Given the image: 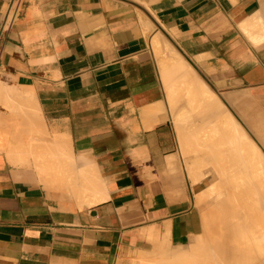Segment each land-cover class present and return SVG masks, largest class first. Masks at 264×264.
<instances>
[{"label":"crops","instance_id":"0c3cea01","mask_svg":"<svg viewBox=\"0 0 264 264\" xmlns=\"http://www.w3.org/2000/svg\"><path fill=\"white\" fill-rule=\"evenodd\" d=\"M14 1L0 0V264H117L204 240L184 147L209 141L180 138L172 74L185 61L215 117L264 146V0H17L9 23Z\"/></svg>","mask_w":264,"mask_h":264},{"label":"bare ground","instance_id":"6f19581e","mask_svg":"<svg viewBox=\"0 0 264 264\" xmlns=\"http://www.w3.org/2000/svg\"><path fill=\"white\" fill-rule=\"evenodd\" d=\"M180 60V65L174 66L177 74L172 72V75L173 77L176 76V79L179 78L177 80H180L181 83H178L175 79L173 80L182 85L183 94L187 98V103L191 105V111H197L196 113L198 114L204 110L203 112L212 118L210 123L206 122L208 123L206 125L208 126V131L215 132L213 138H207L211 146L209 149L210 154L212 152V155L209 154V157L206 158L210 163L206 166L209 165L212 169L208 166L211 172H205L207 173L205 176L212 178L214 184L207 186L205 197L209 199L208 202L210 201L214 204L212 210L214 209L215 211V225L217 230L209 236L211 239L210 245L203 243V246H201L202 244L198 246L196 240L195 243L197 245L195 243H192V245L195 244L193 246L188 245L191 251L189 253L185 251L187 250L186 246H177L175 250L170 248L168 250L163 245V247L159 245L161 251L158 249V252L162 256L158 258L159 254L156 253L157 258L156 256H153V258L158 259L157 261L146 260V258V262H143L145 264H264V252L261 253L264 250V161H262V157L259 154L257 155L255 154L256 152H253L254 149L251 145L252 151L247 146L249 145L247 138L244 137L243 131L238 129V125L236 128L235 122L230 116L228 119L223 114L222 116L220 114V116L215 117L214 107L220 106V102L216 100L217 98H214V94L205 86L202 79H195V75H193V71L191 70L192 68L184 64L185 61ZM171 64L172 70L174 67L173 63ZM174 65H177L175 61ZM187 72H190L192 76L188 75ZM177 83L175 84L176 86L178 85ZM14 104H16V100ZM203 112L202 114H204ZM32 115L34 116V113ZM189 121H192V119ZM206 126L204 127V131L206 130ZM204 136L206 137V135ZM189 172V174L193 173L191 170ZM194 172L196 173V171ZM202 176L205 177L204 175L197 177L200 178ZM193 177L196 179V174H193ZM88 189L89 187L86 190ZM211 222L213 221L211 220ZM255 231L258 232V235L256 233L254 235L253 232ZM163 243L165 246L168 245L165 241ZM260 246H262V249H260ZM258 247L260 248L258 249ZM140 258L138 259L141 260Z\"/></svg>","mask_w":264,"mask_h":264},{"label":"rangeland","instance_id":"374dc122","mask_svg":"<svg viewBox=\"0 0 264 264\" xmlns=\"http://www.w3.org/2000/svg\"><path fill=\"white\" fill-rule=\"evenodd\" d=\"M187 74L188 75H190V76H192L191 75V73L190 72H187ZM193 75H194V73H193ZM197 77L195 76V79H196ZM181 88H182V85L181 84H179V88H178V91L176 92L177 94H178V92H179V94H180V97L179 98H175L176 100H180V104H181V111H183V112H180V114H176L175 115V123H176V126H177V129H178V132H179V135H180V138H183V139H187V138H195L197 141L199 140V139H210V138H213V136L215 135L214 133L215 132H209L208 131V126H206L208 123H210V121H212V118L211 117H209L208 115H207V113L205 114L203 111V113L204 114H202V112H199L198 114L196 113L197 111H191L190 109H191V105H190V103H187L188 101H186L187 100V98L184 96V94H183V90H181ZM181 93H182V95H181ZM183 97H185V98H183ZM182 98V99H181ZM214 98H217V96L214 94ZM216 100H218V98L216 99ZM170 103V106H172V104H173V102L172 101H170L169 102ZM182 106H185L186 108H184V107H182ZM190 110V111H189ZM187 111H189V112H187ZM200 111V110H199ZM193 112V113H192ZM191 113V114H190ZM224 116H227V117H225L226 119H228V117L230 116L233 120H234V122H235V125H236V128H237V125H238V129H241V130H239V131H241L242 133H244L243 135H244V137H246L247 138V140H248V144L249 145H247V146H249V148L251 149V151L253 150V152L255 153V154H259L262 158V161H264V146L263 145H261L260 144V142H259V140L257 139V137L254 135V133L252 132V130H250V129H247V128H245V127H243V125L242 124H239V123H237V121L234 119V117L233 116H231V114H229V113H227L226 115H224ZM190 119H192V121H189ZM185 120V121H184ZM181 121H183V122H181ZM186 122V123H185ZM206 122H208V123H206ZM204 123V124H203ZM201 125H203L202 127H201ZM190 126V127H189ZM206 126V130L204 131V127ZM193 128V129H192ZM194 130V131H193ZM191 132V133H190ZM196 132V133H195ZM207 132V133H206ZM204 135H206V137L204 136ZM245 138V139H246ZM201 143H203V142H201ZM246 143H247V141H246ZM250 145L252 146V148L250 147ZM208 146V147H207ZM204 147H206V149H204ZM210 145H196V146H193V147H184L185 148V153H184V155H185V157H191V160H190V164L193 166V168H195V171H196V175L198 176H201V175H204L205 176V174H207V173H205V172H208V173H210L211 172V166H206L207 164H210L207 160L208 159H206V158H208L209 157V154H210ZM191 148V149H190ZM195 148V149H194ZM208 148V149H207ZM210 155H212V152H211V154ZM205 160H206V162H205ZM204 165V166H203ZM199 168H201V169H199ZM208 169V170H207ZM199 173V174H198ZM201 173V174H200ZM203 178V176L199 179V183H197V184H199L200 185V187H202V188H204V190H203V192H202V194H201V196L199 195V198L201 199V200H203V201H205V204H204V207L205 208H203L204 210H202L201 211V213L202 214H204L205 213V215H206V211H208V217H209V219L207 220V222H208V224L205 226V224H204V222H203V224H204V229H205V231H204V234L206 235L208 232V234L206 235V237L204 238V240H201L200 242H198L199 240H197V243H198V246L199 245H201V246H203V243H205L206 245H210L211 244V239L209 238V236L211 235V234H214L215 233V231L217 230L216 229V225H215V215H214V213H215V211H214V209L212 210V208L214 207V204H212L210 201L208 202V200L209 199H207L206 197H205V191H206V185H205V183H204V180L202 179ZM207 183H208V185L210 186L211 184H214V180L212 179V178H210L209 176H208V179H207ZM199 199V200H200ZM202 201V202H203ZM211 203V204H210ZM211 209V210H210ZM211 220L213 221V222H211ZM210 221V222H209ZM210 223V224H209ZM210 226V227H209ZM261 228V227H260ZM208 230H210V231H208ZM258 230H260V229H258ZM254 233V235H255V233H256V235H258V232L257 231H255V232H253ZM252 233V234H253ZM204 236V235H203ZM201 237H199L198 239H200ZM200 243V244H199ZM213 243V242H212ZM196 244V243H195ZM195 244H193V245H195ZM164 246L165 247V249H168V250H170V249H173V250H175L176 248H170L168 245H166L165 246V244L163 243V244H161L160 245V247L161 246ZM192 245V244H191ZM192 245V246H193ZM197 245V244H196ZM162 246V247H163ZM261 247V248H260ZM260 247H258V249L260 248V249H262V246H260ZM170 248V249H169ZM158 249L159 248H157V249H154L153 251H148V252H133V253H131V254H129V255H126V256H122V257H120V259H119V261L117 262V264H140V261H141V264H145L144 262H146L145 261V259L146 260H155V261H157L156 260V258H157V254L156 253H158L159 254V256H158V258L160 257V256H162L161 254H160V252H158ZM186 249L187 250H185L187 253H189V247L188 246H186ZM160 251H161V249H159ZM172 251V250H171ZM258 251V250H257ZM260 251H262V250H260ZM191 252V251H190ZM264 252V250L261 252V253H263ZM153 254V255H152ZM191 254V253H190ZM143 256V257H142ZM148 256V257H147ZM150 256V257H149ZM153 256L155 257L156 256V258H153ZM141 257V258H140ZM262 257H263V255H262ZM137 258V259H136ZM138 258H140L141 260H139ZM143 258V259H142ZM264 258V257H263ZM138 260V261H137ZM264 260V259H263ZM144 261V262H143ZM148 264V263H147Z\"/></svg>","mask_w":264,"mask_h":264},{"label":"built area","instance_id":"2783aa9c","mask_svg":"<svg viewBox=\"0 0 264 264\" xmlns=\"http://www.w3.org/2000/svg\"><path fill=\"white\" fill-rule=\"evenodd\" d=\"M17 10H18V1L15 0L14 5L10 7V11L8 12V15L6 17L9 23H12L15 20L17 16Z\"/></svg>","mask_w":264,"mask_h":264}]
</instances>
